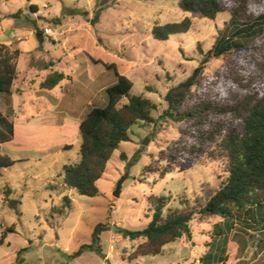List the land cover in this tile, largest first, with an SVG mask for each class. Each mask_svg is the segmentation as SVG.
I'll return each mask as SVG.
<instances>
[{"label": "rangeland", "instance_id": "374dc122", "mask_svg": "<svg viewBox=\"0 0 264 264\" xmlns=\"http://www.w3.org/2000/svg\"><path fill=\"white\" fill-rule=\"evenodd\" d=\"M30 1L44 16L40 25L62 35L58 42L42 35L46 41L42 49L16 59L15 87L23 92L0 93V112L13 123V138L0 144L1 153L14 162L0 169V264H16L22 249H26L20 255L22 264H105L93 252L69 258L80 246L91 243L94 227L100 223L107 227L100 235V247L109 264H194L212 242L213 225L222 222L219 217L195 215L190 222L191 238L166 245L154 257L139 256L144 239L124 238L112 227L144 229L152 215L147 202L150 195L168 198L164 213L180 208L183 201L198 209L225 181L221 157H206L187 166L169 155L170 143L179 138L178 125L161 116L167 108L168 89L187 79L201 61L198 48L205 53L218 38L234 32L229 13H219L214 20L199 18L183 12L179 0H0V24L3 13L19 12L17 23L31 27L26 21L32 18L27 10ZM249 8L254 14H264V0H252ZM185 18L191 21L187 33L166 41L153 38L155 25ZM238 42L244 47L251 43ZM233 58L234 52L211 59L199 79L212 77ZM115 71L133 82L131 94L155 104L154 122L130 127V141L113 151L97 182L98 195L81 196L65 187L64 167L78 163L79 123L90 106L107 105L104 90L116 83ZM53 73H62L65 79L51 91L41 90L40 84ZM70 98L77 102L67 103ZM162 171L166 174L160 179ZM121 177L125 180L115 198ZM6 188L12 191L8 197ZM6 198L18 201L17 208H8ZM65 198L70 199L69 208L64 215L55 213ZM255 200L256 223L247 214H234L227 264H264V192Z\"/></svg>", "mask_w": 264, "mask_h": 264}, {"label": "trees", "instance_id": "16d2710c", "mask_svg": "<svg viewBox=\"0 0 264 264\" xmlns=\"http://www.w3.org/2000/svg\"><path fill=\"white\" fill-rule=\"evenodd\" d=\"M252 0H179L178 7L196 17L214 20L216 15L228 12L232 35L220 37L212 48L203 53L198 66L191 75L168 89L164 101L167 108L163 117H169L178 125L179 138L170 143L169 155L181 164L197 165L203 158L221 157L225 161L226 179L198 209L187 201L180 208L168 209V198L150 195L147 202L152 215L147 226L138 231L119 229V233L130 240L139 238V256L154 257L163 248L183 237L191 238L190 222L195 215L202 218L219 217L222 222L213 225L212 242L201 256L202 264H227L228 237L234 227L235 213L247 214L251 222L258 205L255 197L264 192V14H254L249 5ZM31 12H37L30 5ZM18 18L19 13L12 15ZM191 27L188 18L179 23L155 25L152 36L158 41H166L172 35L187 33ZM39 42L41 29L36 27ZM238 40H249L244 47ZM234 52V58L227 67L220 68L212 77L199 79L211 59ZM19 51L9 52L0 45V93L11 94V87L17 78L16 59ZM110 68V67H108ZM117 81L107 87V105L104 108L90 106L79 124L81 137L78 163L64 167L63 182L67 189L78 195L95 197L98 195L97 182L105 172L106 165L115 149L123 142H129V129L137 122L153 124L152 112L156 106L143 96L131 94L133 82L115 71ZM65 76L53 73L41 88L52 90ZM125 99L126 103L121 104ZM13 138V123L0 112V144ZM137 154V153H136ZM136 154L126 165H132ZM124 159L125 157L122 156ZM14 162L1 153L0 169L13 166ZM166 172L160 173V179ZM8 197L12 193L6 188ZM254 199V200H252ZM4 204L16 209L18 201L6 198ZM69 198L64 199L61 208L54 210L60 215L69 208ZM256 203L254 207L249 204ZM259 221L261 218L258 219ZM250 226V225H248ZM107 230L105 224L94 227L91 243L79 247L69 258L74 260L86 252L95 253L105 259L100 247V235ZM13 232V229H9ZM18 251L16 264H22Z\"/></svg>", "mask_w": 264, "mask_h": 264}, {"label": "crops", "instance_id": "0c3cea01", "mask_svg": "<svg viewBox=\"0 0 264 264\" xmlns=\"http://www.w3.org/2000/svg\"><path fill=\"white\" fill-rule=\"evenodd\" d=\"M32 3L33 2L30 1V3L28 4L27 10L30 11V5H34ZM17 13H19V12H17ZM30 13L32 15V18L30 20H26V21L30 23L31 27H22V26H20L17 23V20H16L17 18H13L12 17V15H14V14L3 13V16L1 18L0 38L1 37H3V38L0 40V45H4L5 47L10 49L11 51H13V50L14 51L15 50L19 51V56L22 55V54L32 55L34 53H37V51L39 49H42L44 47V44L46 42L43 39H41V41L39 42V39L37 38L36 32H35L36 31V27L39 28V29H41L43 27V26L40 25V22H39L44 17L42 15V12L38 9L37 12L33 13V12L30 11ZM7 17L13 18L14 21L7 20ZM19 17H20V13H19ZM13 32H16L17 34L14 35V36L8 34V33H13ZM9 36H11V37L9 38ZM17 76H18V73H17ZM15 82H16V79H15V81H14L12 87H11V93H13V92H16V93L23 92V89L18 88V86L15 87ZM41 84H40V89L41 90H45V89L41 88ZM48 91H51V90H48ZM74 99L75 98H70V100L67 103H76L77 101L74 100ZM59 102L60 101H56L55 103H59ZM3 116H5V114H3ZM15 261H16V257H15Z\"/></svg>", "mask_w": 264, "mask_h": 264}, {"label": "built area", "instance_id": "2783aa9c", "mask_svg": "<svg viewBox=\"0 0 264 264\" xmlns=\"http://www.w3.org/2000/svg\"><path fill=\"white\" fill-rule=\"evenodd\" d=\"M42 31V35H44L46 38L51 39L53 42H58L60 36L62 35L61 32L56 31L54 28L50 27V26H43L41 28ZM194 264H202L200 262V259H197Z\"/></svg>", "mask_w": 264, "mask_h": 264}, {"label": "water", "instance_id": "95a60500", "mask_svg": "<svg viewBox=\"0 0 264 264\" xmlns=\"http://www.w3.org/2000/svg\"><path fill=\"white\" fill-rule=\"evenodd\" d=\"M145 144H146V141L142 145H145ZM124 180H125V177H121V179L117 182L116 188H115V190L113 192V196L115 198L119 197V195L121 193L122 184H123ZM112 229L113 230H119V228H117L116 226H113Z\"/></svg>", "mask_w": 264, "mask_h": 264}]
</instances>
